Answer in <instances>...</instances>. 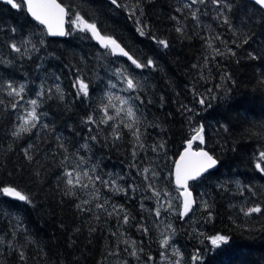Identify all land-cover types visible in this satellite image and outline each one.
Listing matches in <instances>:
<instances>
[{"label": "trees", "instance_id": "16d2710c", "mask_svg": "<svg viewBox=\"0 0 264 264\" xmlns=\"http://www.w3.org/2000/svg\"><path fill=\"white\" fill-rule=\"evenodd\" d=\"M57 1L61 39L0 0V264H154L162 190L177 191L173 161L202 126L217 166L189 188L206 208L197 228L169 215L187 264H264V12L247 0ZM74 13L146 66L73 31Z\"/></svg>", "mask_w": 264, "mask_h": 264}, {"label": "snow or ice", "instance_id": "6c2138e0", "mask_svg": "<svg viewBox=\"0 0 264 264\" xmlns=\"http://www.w3.org/2000/svg\"><path fill=\"white\" fill-rule=\"evenodd\" d=\"M5 2L9 5H11L12 8L15 9H20L22 5L25 4L26 2V7L27 11L31 14L32 17L35 18L40 24L46 25L47 30L49 34L51 35H60L63 36L65 35V31L63 29V22H64V16L66 15L65 8L61 7L60 4L56 3V0H19V2H15V0H5ZM212 3L216 4L217 6L220 5V0H211ZM111 3L113 5H118L117 0H111ZM192 4L196 3H205V0H191ZM255 3L259 5L260 7L264 8V0H255ZM76 16V21H79L81 24H83V27L81 28L82 31L88 30L92 33L93 36L97 37L102 43H104V46L107 47L108 45H114L115 47H119L118 44H116L115 40H112L111 38H107V42L105 43V37L100 35V32L97 29V26L95 23H87L83 20V18L78 14L74 13ZM193 18H196V13L193 12ZM76 21H73V23H76ZM225 23H227V20H225ZM15 32V29L12 30ZM177 31H181V29H177ZM161 44H163L165 47H167V42L166 41H160ZM247 43V40L245 41ZM10 48L14 52H21V47L18 46L16 43L10 44ZM121 52H123V49H121ZM125 56H128L127 52H123ZM128 59L132 61L133 64L136 65L137 68L144 67L146 65H142L138 63L135 59H133L131 56H128ZM152 61L149 60L147 62V65H151ZM77 83L80 85V91L83 93L84 96L88 95V87L86 84H84L83 80L77 81ZM127 87L129 90H134L135 89V84L133 80L128 79L126 81ZM15 91V89L13 90ZM20 91H23V88L20 89ZM59 91V89H57ZM19 95V93H17ZM111 100V97L109 98ZM123 103H127V101H122ZM200 103H204V100L201 99ZM32 105H36L37 101L32 100L31 101ZM15 107V105H14ZM119 111V110H118ZM105 115H107V111H105ZM126 115L128 117H135V112L133 111L132 107H128ZM30 119L25 120V125H31L32 127H35V124L32 123L36 119H38L36 115L35 108L32 109L31 113H29ZM112 119L111 116H108V120ZM89 123L93 122L92 118L89 117ZM102 123H106L107 121H101ZM127 127L131 128L132 124H128ZM29 128L25 126H21L20 129L18 130L19 132H26L28 131ZM203 132V126L200 129V132L197 133V136L199 137L201 143L204 142L203 136L200 135V133ZM117 138L118 134H117ZM196 137H194L195 139ZM92 139H96L95 137H92ZM139 139V137H137ZM191 144L192 141L188 142V149L185 150V154L181 156L180 162L176 164V169H175V180L177 185L181 186L183 188V195L185 197L184 199V212L182 215H186L190 209L191 204L193 201L190 199L191 193L188 191V181L189 180H195L200 175L207 171L208 169L212 168L214 165H216L217 161L213 158L212 155H210L208 152L204 150H200L199 152H192L191 151ZM135 155V152L133 153ZM260 157L262 160H264V152L260 153ZM257 168H259L261 171H264V168H261L260 164H257ZM145 172L148 170L145 169ZM84 176H87L88 173L84 172ZM66 176H68L67 183L69 185H73V179H72V173L67 172ZM79 175H77L76 180L79 182ZM96 179H100V177H96ZM107 183V182H105ZM86 186V185H81ZM3 192L9 196H14L18 198L21 201H27L28 198L24 195H21L18 191H16L13 188H8L5 187L3 188ZM261 209L259 207H253L248 210L246 215L251 214V213H257L260 212ZM159 214V213H157ZM125 222H127V217H124ZM228 237L224 235H217L212 238V244L213 245H219L221 242H227ZM163 245L168 244V240L165 239L162 241ZM133 255H135V252H133ZM194 259H199V257H194Z\"/></svg>", "mask_w": 264, "mask_h": 264}, {"label": "rangeland", "instance_id": "374dc122", "mask_svg": "<svg viewBox=\"0 0 264 264\" xmlns=\"http://www.w3.org/2000/svg\"><path fill=\"white\" fill-rule=\"evenodd\" d=\"M73 21H76V17H73L70 20V26L73 31L81 30L83 27V24H81L79 21H76V23H73ZM115 53V51H113ZM117 88V86H115ZM108 96H112L115 103L118 106H123L125 108V112H127L129 103L126 98L118 96V94L115 91H112L110 89V92ZM127 101V103H123L122 101ZM29 115V111H28ZM192 129H195V126L192 125ZM196 137V136H195ZM199 137H196L192 139L191 146L194 149L200 148V142ZM175 191L176 189L173 188ZM196 195V205L192 208V211L185 216L184 218L179 217V210H180V198H179V192L178 190L176 192L170 190V189H163L162 195L159 199L158 206H159V212H156L157 217V225L160 231V250L158 254L153 257V261L151 263L154 264H187L188 263V256L190 255L187 252H184L182 243L178 240V233H180V230H177V225L175 222H173V219L169 217V215H172V217H176L177 221L179 223H191L193 227L197 228V221L199 217V212L202 209H205V201L203 199V196L199 193ZM159 213V214H157ZM201 231H199L200 233ZM165 239L168 240L167 245H163L162 241Z\"/></svg>", "mask_w": 264, "mask_h": 264}, {"label": "water", "instance_id": "95a60500", "mask_svg": "<svg viewBox=\"0 0 264 264\" xmlns=\"http://www.w3.org/2000/svg\"><path fill=\"white\" fill-rule=\"evenodd\" d=\"M1 1H2V2H5V0H1ZM247 1L252 2L253 4H255L258 8H260V9L264 12V8H262V7H260L259 5H257V4L255 3V0H247ZM5 3H6V2H5ZM56 3L60 4L57 0H56ZM8 5H9V4H8ZM60 5H61V4H60ZM9 6L11 7V5H9ZM61 7H63V6L61 5ZM23 8H24V11H25V13L27 14V16H28L31 20H33L34 22H36L37 24H39V25L44 29L45 34H46L48 37H51V38H59V39L64 38L65 35L60 36V35H51V34H49V32H48V30H47V26H46V25H42V24H40V23H39L37 20H35V18L32 17L31 14L27 11L26 2H25V4L23 5ZM63 8H64V7H63ZM65 11H66V10H65ZM65 27H66V15L64 16V22H63V29H64V31H65V33H66V29H65ZM92 36H93V35H92ZM93 37H94V39H95L96 41L101 42L97 37H95V36H93ZM116 50H117V54H118V55H121V54H122V52H121V50H120L119 47H116ZM192 139H193V138H191L189 141H192ZM189 141H187L186 144H185V146L180 150V152L178 153L177 157H176L175 160L173 161V165H172V168H171V180H172V185H173V187H174L175 189H177L178 192H179V198H180V210H179V216H180V218H184L185 216H187V215L192 211V208H193L194 205H195V195H194V193L190 190V188H189V184H190L191 182L196 181L197 179H199V178L202 177L203 175H205V174H207V173L213 171V170L216 168V166H217V163H216V165H214L212 168L208 169L207 171L203 172V173L200 175V177H198L197 179H195V180H189V181H188V191L191 193V197H190V199L193 201V203L191 204L188 213H187L186 215H182V213L184 212V207H183L184 199H185V197H184V195H183V191H184V190H183V188H182L181 186L177 185V183H176V180H175V169H176V164L180 162V158H181V156H183V155L185 154V150L188 149V142H189ZM200 150H204V151L208 152V151H207L206 149H204V148H197V149H194V148L191 146V151H192V152H199ZM209 154H210V153H209ZM210 155H211V154H210ZM213 158H214V157H213ZM214 159H215V158H214ZM6 195H7V194H6ZM7 196L10 197V198L18 199V198L14 197V196H9V195H7Z\"/></svg>", "mask_w": 264, "mask_h": 264}]
</instances>
